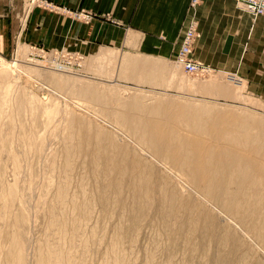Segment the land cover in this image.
<instances>
[{"label": "rangeland", "instance_id": "1", "mask_svg": "<svg viewBox=\"0 0 264 264\" xmlns=\"http://www.w3.org/2000/svg\"><path fill=\"white\" fill-rule=\"evenodd\" d=\"M23 2L20 32L33 7L89 19ZM15 38L0 56V264H264V176L224 188L206 153L241 124L264 138L245 83L211 69L163 85L157 61L108 51L80 68Z\"/></svg>", "mask_w": 264, "mask_h": 264}, {"label": "crops", "instance_id": "2", "mask_svg": "<svg viewBox=\"0 0 264 264\" xmlns=\"http://www.w3.org/2000/svg\"><path fill=\"white\" fill-rule=\"evenodd\" d=\"M46 1L67 11L87 13L89 19L75 22L64 11L51 13L33 7L20 32L23 0H0V56L8 53L13 37L26 46L77 55L80 68L86 58L97 59L100 53L112 51L118 57L162 63L166 68L162 84L173 78L171 84L179 85L182 70L173 57L188 0ZM195 12L198 38L193 59L220 74L237 77L264 103V16L253 17L232 0H199ZM173 70L176 74L171 78Z\"/></svg>", "mask_w": 264, "mask_h": 264}, {"label": "bare ground", "instance_id": "3", "mask_svg": "<svg viewBox=\"0 0 264 264\" xmlns=\"http://www.w3.org/2000/svg\"><path fill=\"white\" fill-rule=\"evenodd\" d=\"M253 17H258V16H253ZM178 66L180 67V65H178ZM208 75H206V76H208ZM214 81L217 82V80H214ZM193 122H195V121H193ZM190 123H192V122H190ZM196 123L199 124L198 122H196ZM192 125H193V123H192ZM239 126L241 127V128L239 127V129L236 126V129H237V130H235L236 133H233V132L228 133V131L226 133L225 132L226 130L223 131V132L221 131L220 137H216L217 139L214 140V141H218V138H219V141H220L219 143L222 144L221 149L217 150V152H213L214 149L213 150L212 149L206 150L207 151L206 153H207L208 156H213V158L215 157V159L217 161L218 160L221 161L220 162L221 167H217V169H215V170H213L214 169L213 168L212 169L213 170L212 173H213V175H215L214 178L216 180H218L217 181L218 184L220 183L224 188H227L229 185H241L245 181H243L242 183H240V182H238V180L239 181H242V179L243 180L248 179V178L252 177V175L255 176L257 179L258 178H263V176H264V169L261 170V169H258V167H257V169L254 168V166H257L256 164L258 163V161H263L264 160V155H263L264 149H262L261 147H258L259 144H257V143H260V141H262L264 138L262 139L261 137L260 138L259 137H254V139H251L247 135L246 131H243V130H248L249 127L247 125H245V124H241ZM200 128H198V130ZM232 128H234V127H232ZM259 136H261V135H259ZM263 143H262L261 146H263ZM238 151L248 152L249 154H251L250 156L253 159L247 161L246 160V157H244L242 154H239ZM208 156H206V157L208 158ZM207 162L208 163L209 162L214 163L212 158L211 159L208 158V161ZM215 163H216V161H215ZM210 165H211V163H210ZM216 166H215V168H216ZM210 168L211 167L209 166V169ZM218 184H217L216 187L219 188V189H221L222 186L221 185H218ZM251 194H252V191H251ZM253 196H254V194H253ZM260 199L261 198H259L257 200H260ZM251 200L252 199H249L246 202H251Z\"/></svg>", "mask_w": 264, "mask_h": 264}, {"label": "built area", "instance_id": "4", "mask_svg": "<svg viewBox=\"0 0 264 264\" xmlns=\"http://www.w3.org/2000/svg\"><path fill=\"white\" fill-rule=\"evenodd\" d=\"M246 13L252 16H264V0H232ZM199 0H188V6L184 17L180 36V43L174 55L175 62L180 65L182 72L195 78H201L209 74L211 69L197 62L192 57L193 45L198 38L196 7ZM85 19V18H83Z\"/></svg>", "mask_w": 264, "mask_h": 264}]
</instances>
